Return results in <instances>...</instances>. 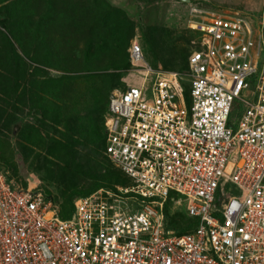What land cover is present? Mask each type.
Segmentation results:
<instances>
[{"label":"built area","instance_id":"1","mask_svg":"<svg viewBox=\"0 0 264 264\" xmlns=\"http://www.w3.org/2000/svg\"><path fill=\"white\" fill-rule=\"evenodd\" d=\"M188 27L186 72L152 66L133 38L121 71L139 83L109 95L105 155L130 185L77 198L61 219L0 170V264H264V13L192 7ZM171 192L192 232L166 228Z\"/></svg>","mask_w":264,"mask_h":264},{"label":"trees","instance_id":"2","mask_svg":"<svg viewBox=\"0 0 264 264\" xmlns=\"http://www.w3.org/2000/svg\"><path fill=\"white\" fill-rule=\"evenodd\" d=\"M148 1L158 2L141 0ZM67 26L74 30L68 40ZM82 27L89 34L78 37ZM0 28L5 30L0 29V170L6 180L26 188L20 163H35L40 178L54 185L55 192L41 189L61 219L72 216L77 198L130 185L105 155L103 124L110 92L125 88L121 70L129 66L127 50L134 37L127 11L108 0H0ZM140 28V45L152 66L188 70L196 32L160 22ZM242 109L234 104L229 126L235 127ZM178 198L171 192L163 213L166 228L179 235L192 232L198 220L176 203Z\"/></svg>","mask_w":264,"mask_h":264},{"label":"rangeland","instance_id":"3","mask_svg":"<svg viewBox=\"0 0 264 264\" xmlns=\"http://www.w3.org/2000/svg\"><path fill=\"white\" fill-rule=\"evenodd\" d=\"M128 1L134 4V6H131L129 8L130 11H132V14L131 13L129 14L128 11L127 13L129 14V18L134 23L133 38H137L139 40V43H141L140 26L147 25L148 23L160 22V23H164V25H167L168 27L175 28L176 30L179 31L191 30L188 27V20L190 18V9L192 7H196L208 11H215L217 13H222V14L231 11L238 12L240 15L247 17L252 23L259 20V17L262 15V13H264V0H158L157 3H153V4H150L149 1L143 3L141 2V0H128ZM120 3L121 4H119V6L116 5V7L123 9L120 6H123L125 4L124 0H120ZM145 9H147L148 11H146ZM0 29L5 33V30L3 28ZM65 38L66 40H68V37ZM195 39L196 37L191 40V44L192 41ZM52 44L54 43H51L50 45L52 46ZM78 45L82 46L81 44ZM65 48L69 50V46H65ZM17 51L20 52V49L17 48ZM51 52H52V48H51ZM45 56L46 55H44V57ZM38 61L40 62V58ZM45 61L48 63L47 66L50 67L52 65L51 61L49 60H45ZM135 76L139 79V76H137L136 73ZM137 78L128 77L125 73H123V77H122L123 85L126 87L127 81L130 85H136L139 83V80L137 82ZM87 85H88L87 81H85L84 85L81 84L82 86L81 94L84 96V99H82V101L84 103H86L89 100L87 96V89L85 88V86ZM118 89H122V88L118 87ZM20 166L23 172H26V176H27L26 180L28 186L31 187L34 185V187L40 189L41 188L47 189L55 192L54 185H50L40 178V175H42V171H40V169L35 166V163L31 164L30 162H27L22 164L21 162Z\"/></svg>","mask_w":264,"mask_h":264},{"label":"crops","instance_id":"4","mask_svg":"<svg viewBox=\"0 0 264 264\" xmlns=\"http://www.w3.org/2000/svg\"><path fill=\"white\" fill-rule=\"evenodd\" d=\"M108 1H110L112 4H114V5H117V6H119V4H121L120 3V0H108ZM122 2V1H121ZM124 5L123 6H120V7H122L124 10H126V11H128V13L130 14H132V11H130V7L131 6H134V4L133 3H131V2H129L128 0H124ZM79 26V25H78ZM65 31L67 32L66 34H67V36L66 37H70V38H72L73 36H74V30H73V27L71 26V27H68L67 29H65ZM83 31H86L88 34H89V30H88V27H82L81 29H79L78 30V37H79V33H81V32H83ZM82 45V44H81Z\"/></svg>","mask_w":264,"mask_h":264}]
</instances>
